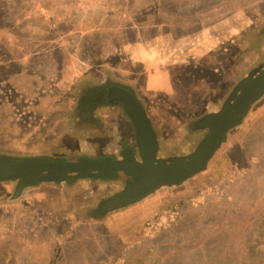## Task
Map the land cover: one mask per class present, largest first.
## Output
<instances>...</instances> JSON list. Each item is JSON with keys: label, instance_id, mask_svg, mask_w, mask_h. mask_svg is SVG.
I'll use <instances>...</instances> for the list:
<instances>
[{"label": "flooded vegetation", "instance_id": "obj_1", "mask_svg": "<svg viewBox=\"0 0 264 264\" xmlns=\"http://www.w3.org/2000/svg\"><path fill=\"white\" fill-rule=\"evenodd\" d=\"M240 23L209 35V50L223 48L222 58H213L210 50V63H194L207 74L201 77V91L185 103L156 91L151 76L176 71L174 75L181 78L170 76V83H183L179 91L186 93L184 75L190 73L192 63H187L193 44L189 39L172 38L152 54L138 48L131 53L123 44L81 58L72 68L52 69L46 61L14 56L0 34V155L121 163L106 167L107 179L77 178L73 195L64 204L37 189L29 195L25 214L63 246L82 234L112 228L124 216L158 208L164 198L210 171L219 152L210 159L209 168L195 174L211 151L209 120L264 61V10ZM173 53L178 57L175 61L170 60ZM259 101L264 106V94ZM255 109L251 105L252 117ZM21 135H26L23 145ZM34 144L45 150L27 149ZM7 192L1 184L0 197ZM116 198L119 206H102Z\"/></svg>", "mask_w": 264, "mask_h": 264}, {"label": "rangeland", "instance_id": "obj_2", "mask_svg": "<svg viewBox=\"0 0 264 264\" xmlns=\"http://www.w3.org/2000/svg\"><path fill=\"white\" fill-rule=\"evenodd\" d=\"M262 10L264 0H0V34L14 56L43 57L28 53V44L22 47V35L30 34L37 50L44 46L48 55L50 49L52 61L46 64L52 69L72 68L91 54L123 44L131 53L138 48L152 54L172 38L189 39L187 63L193 65L184 75L186 93L179 91L183 83H175L181 78L176 71L151 76L156 91L185 103L201 91L207 71H198L194 63H210L209 35L240 26ZM35 33L42 38L36 41ZM223 51L210 54L221 59ZM170 55L171 61L178 58ZM170 76L176 79L174 87ZM256 111L219 151L210 171L164 198L158 208L124 217L112 228L60 246L26 214L0 217V264H212V243L220 256L231 257L229 264H264V106ZM20 137L23 145L26 135ZM27 149L45 150L35 144Z\"/></svg>", "mask_w": 264, "mask_h": 264}, {"label": "water", "instance_id": "obj_3", "mask_svg": "<svg viewBox=\"0 0 264 264\" xmlns=\"http://www.w3.org/2000/svg\"><path fill=\"white\" fill-rule=\"evenodd\" d=\"M262 94H264V61L255 66L250 77L240 84L230 103L215 112V116L209 120L212 123L208 139L211 151L203 166L195 174L209 168V161L213 155L219 152L222 146L229 144L234 133L246 127L252 119L249 113L251 105L256 108L255 110L262 106L259 101ZM106 161L98 164L80 158L0 155V185L8 188V192L0 197V217L26 216L24 209L29 205V195L39 188L42 192L51 194L57 200L56 203L64 204L73 195L71 189L77 178L107 179L106 167L109 168L111 164L113 166L121 164L111 163L112 160ZM117 199L105 201L102 206L104 208L119 206L115 202ZM42 215H45L43 211ZM111 215L109 214L108 217ZM37 222L40 224L39 221ZM41 223L43 225V222Z\"/></svg>", "mask_w": 264, "mask_h": 264}, {"label": "crops", "instance_id": "obj_4", "mask_svg": "<svg viewBox=\"0 0 264 264\" xmlns=\"http://www.w3.org/2000/svg\"><path fill=\"white\" fill-rule=\"evenodd\" d=\"M21 35H22V33H21L19 36H21ZM30 36H31L30 34L22 35V38H23V41H24V42H23L24 44H22V47L24 48L25 45L28 44L29 49H30V51H29L28 53L36 54L37 52H39V53L44 54L43 57L38 58V59H34V60L32 59V61H38V62H44V61H48V60L52 61V60H51V59H52V57H51V51H49L50 49L48 50V55L45 54V51H42V50H45V47H44V46H40V47H39V50H37V48H38V46H37V42H35V43H36L35 46H34L33 43L29 42V38H30ZM34 36L36 37V41L39 40V38H42V37H40L39 34H37V33H35ZM14 50H15V48H14ZM15 51H16V50H15ZM49 56H50V57H49ZM19 59H21V58H19ZM22 60H26V59L23 58Z\"/></svg>", "mask_w": 264, "mask_h": 264}, {"label": "trees", "instance_id": "obj_5", "mask_svg": "<svg viewBox=\"0 0 264 264\" xmlns=\"http://www.w3.org/2000/svg\"><path fill=\"white\" fill-rule=\"evenodd\" d=\"M209 249L208 250V255H209V259H210V262L212 264H229V261L231 259V257H227L225 259V256L227 255H223V256H220L219 255V248L217 246L216 243H212L209 245ZM213 254V255H212ZM190 261V260H189ZM188 261V262H189ZM193 264V263H192Z\"/></svg>", "mask_w": 264, "mask_h": 264}, {"label": "built area", "instance_id": "obj_6", "mask_svg": "<svg viewBox=\"0 0 264 264\" xmlns=\"http://www.w3.org/2000/svg\"><path fill=\"white\" fill-rule=\"evenodd\" d=\"M150 225H151V227H153L154 226V223H151Z\"/></svg>", "mask_w": 264, "mask_h": 264}]
</instances>
